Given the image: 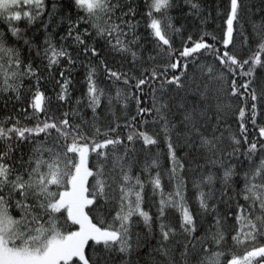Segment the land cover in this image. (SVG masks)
<instances>
[{
  "label": "snow or ice",
  "instance_id": "6c2138e0",
  "mask_svg": "<svg viewBox=\"0 0 264 264\" xmlns=\"http://www.w3.org/2000/svg\"><path fill=\"white\" fill-rule=\"evenodd\" d=\"M255 12L0 0V264H264Z\"/></svg>",
  "mask_w": 264,
  "mask_h": 264
},
{
  "label": "trees",
  "instance_id": "16d2710c",
  "mask_svg": "<svg viewBox=\"0 0 264 264\" xmlns=\"http://www.w3.org/2000/svg\"><path fill=\"white\" fill-rule=\"evenodd\" d=\"M244 3H245V6L249 4H254V5L259 6V0H244ZM217 5H220L221 7H223V0H202L203 15L207 17L208 19H207L206 25H202L201 27L207 31H212L216 29L217 25L221 23V19L217 17L216 15ZM261 15H264V13L255 12L254 18L259 20ZM196 23L199 24L200 22L196 21ZM241 23L244 24L245 29L248 32H251V26L248 22V15H246L245 13L241 14ZM239 27L240 26L237 25L238 29ZM141 31H143V29H141ZM165 183H167V181H165ZM190 194H194V193H190Z\"/></svg>",
  "mask_w": 264,
  "mask_h": 264
}]
</instances>
